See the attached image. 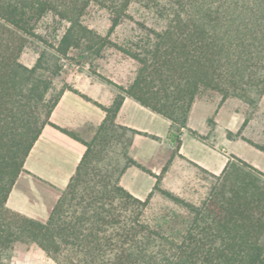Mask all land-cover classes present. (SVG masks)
<instances>
[{
	"label": "trees",
	"instance_id": "obj_1",
	"mask_svg": "<svg viewBox=\"0 0 264 264\" xmlns=\"http://www.w3.org/2000/svg\"><path fill=\"white\" fill-rule=\"evenodd\" d=\"M135 0H0V264L10 251L39 248L56 264H264V172L233 156L219 175L187 160L212 179L195 204L160 188L178 154L196 97L207 90L220 102L237 97L253 104L264 95V0H140L163 21L141 24L128 45L110 39ZM95 4L110 14L105 35L83 23ZM52 14L66 25L55 42L36 33V23ZM41 43L32 66L20 60L33 39ZM112 46L138 63L134 78L120 84L92 71L116 96L105 106L68 82L59 88L72 49L100 55ZM91 101L105 116L86 141L50 121L63 92ZM131 97L171 122L176 143L159 175L130 154L138 130L116 123L123 100ZM52 125L86 146L75 172L45 220L7 205L24 164L43 128ZM153 139L158 136L150 135ZM264 151V145L245 139ZM134 165L157 178L154 191L186 212L181 227L152 224L146 211L153 194L139 199L120 184ZM177 222L175 216L166 219Z\"/></svg>",
	"mask_w": 264,
	"mask_h": 264
},
{
	"label": "crops",
	"instance_id": "obj_2",
	"mask_svg": "<svg viewBox=\"0 0 264 264\" xmlns=\"http://www.w3.org/2000/svg\"><path fill=\"white\" fill-rule=\"evenodd\" d=\"M97 72L112 78L100 68ZM66 80L81 93L105 106H109L116 96V90L112 86L93 77L87 71L72 69ZM220 100L221 95L216 91L207 90L200 93L190 110L188 126L203 136L212 129L217 132L224 125L225 133L204 139L185 131L178 153L186 159L178 154L173 156L160 180L163 187L166 186L167 177L175 165L182 162L192 165L187 160L210 173L219 175L227 162L236 156L264 172V151L245 140L264 145V137L263 143L252 137L250 131L255 125V120L254 117H249L245 101L237 97H228L223 102ZM104 116L105 112L100 107L79 94L65 90L51 113L50 121L88 141L95 134ZM211 118L213 124H210ZM115 121L119 125L142 132L134 135L130 154L137 162L159 175L174 149L168 138L170 120L127 96L118 110ZM259 126L260 130L264 131V120L259 122ZM239 130L241 132L231 138L226 134L227 131L235 134ZM143 133L158 136L160 139H153ZM240 146L252 148L258 156L247 159ZM85 149L86 146L80 140L47 124L26 158L24 171L18 176L9 195L8 207L30 217L45 220L75 172ZM31 181L36 183L40 191L30 190ZM156 181L154 175L134 165L127 167L120 177V184L139 199H145L150 193H154ZM33 195L41 197L42 206L31 205L28 197ZM44 210L46 213H43ZM39 212H42V215L38 214Z\"/></svg>",
	"mask_w": 264,
	"mask_h": 264
},
{
	"label": "rangeland",
	"instance_id": "obj_3",
	"mask_svg": "<svg viewBox=\"0 0 264 264\" xmlns=\"http://www.w3.org/2000/svg\"><path fill=\"white\" fill-rule=\"evenodd\" d=\"M83 23L89 28L95 30L101 35H105L110 27V14L104 8H101L95 4L90 5L85 14L82 17ZM141 24H145L150 27H160L163 25V21L156 17L154 11L145 5L144 1L135 0L131 3L128 9V17L124 18L122 22L116 27L111 34L110 39L118 44L128 45V42L136 39V36L141 33ZM66 23L60 22L52 14H47L36 23V33L48 41L55 42L61 35ZM41 42L33 38L28 45L23 49L20 60L32 66L41 48ZM70 58L65 61L62 77L56 81V87L59 88L62 82H67L66 77L70 70L80 71H97L99 68L110 74L111 79L127 85L135 76L138 69V63L118 50L115 47H105L100 55H93L84 52L82 49H72L70 51ZM110 78V77H109ZM248 107V115L250 118L254 117V127L250 131L252 137L263 143L264 131L260 130L259 122L264 120V99L262 96L258 98L255 103L250 104L245 102ZM252 110V111H251ZM251 111V112H249ZM254 113V114H253ZM210 124H213V118L210 119ZM225 127L214 132L210 130L203 134L204 137L209 139L213 138L216 134L221 135L225 133ZM241 130L235 134L227 131V136L231 138L233 135H238ZM242 152H244L247 159L258 156V153L248 146H240ZM212 179L207 175L200 172L194 166L182 162L180 165H175L173 170L167 177L166 186L160 185L161 189L168 190L182 199L198 204L206 196ZM30 190L38 192L36 183L29 182ZM33 207L42 206L41 197L33 195L28 197ZM46 210V209H45ZM44 210V211H45ZM43 213H46L43 212ZM24 214V213H23ZM38 214L42 215V212ZM26 215V214H25ZM175 216L177 222L168 220ZM186 216L185 209L178 203L174 202L170 198L166 197L160 192V190L154 191L151 196L147 211L146 219L152 224L156 225L162 223L164 227L171 224L175 229L180 228L181 220ZM2 264H56L50 258H48L39 248L31 246L28 251L18 252L10 251L2 260Z\"/></svg>",
	"mask_w": 264,
	"mask_h": 264
},
{
	"label": "built area",
	"instance_id": "obj_4",
	"mask_svg": "<svg viewBox=\"0 0 264 264\" xmlns=\"http://www.w3.org/2000/svg\"><path fill=\"white\" fill-rule=\"evenodd\" d=\"M170 145H171V147H175L176 146V143L175 142H173V141H170Z\"/></svg>",
	"mask_w": 264,
	"mask_h": 264
}]
</instances>
